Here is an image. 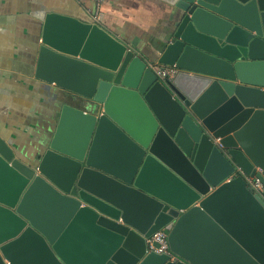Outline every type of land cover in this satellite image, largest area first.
Here are the masks:
<instances>
[{
	"label": "water",
	"instance_id": "water-1",
	"mask_svg": "<svg viewBox=\"0 0 264 264\" xmlns=\"http://www.w3.org/2000/svg\"><path fill=\"white\" fill-rule=\"evenodd\" d=\"M163 1L154 58L102 14H45L34 75L83 101L64 111L92 133L33 165L0 140V264H264V200L231 176L264 186V0ZM149 60L178 68L168 85ZM35 193L66 213L39 219ZM160 229L173 260L148 248Z\"/></svg>",
	"mask_w": 264,
	"mask_h": 264
},
{
	"label": "crops",
	"instance_id": "crops-1",
	"mask_svg": "<svg viewBox=\"0 0 264 264\" xmlns=\"http://www.w3.org/2000/svg\"><path fill=\"white\" fill-rule=\"evenodd\" d=\"M173 9L163 0H0V140L5 147L33 165L52 141L72 151L84 150L90 142L91 126L64 111L67 107L88 114L85 103L34 75L46 13L84 21L102 14L104 28L154 58ZM29 209L52 224L66 213L64 205L39 193Z\"/></svg>",
	"mask_w": 264,
	"mask_h": 264
},
{
	"label": "built area",
	"instance_id": "built-area-1",
	"mask_svg": "<svg viewBox=\"0 0 264 264\" xmlns=\"http://www.w3.org/2000/svg\"><path fill=\"white\" fill-rule=\"evenodd\" d=\"M101 0H97L99 4ZM94 21H98V13L94 15ZM157 79L163 84L168 85L169 82L175 77L178 72V68L175 65H165L157 61L148 63ZM215 142H218V139H215ZM241 175L245 181L249 190L254 194L259 196L264 200L263 189L264 186L262 182L255 176H250L244 173V171L239 167L235 166L234 172L231 176ZM149 250H153L156 253H163L170 256V259L173 260L175 255L169 250V245L167 241V231L160 229L154 232L150 237L146 239Z\"/></svg>",
	"mask_w": 264,
	"mask_h": 264
}]
</instances>
